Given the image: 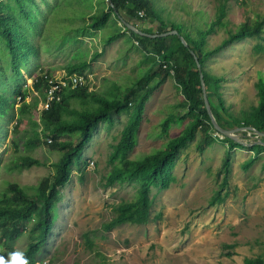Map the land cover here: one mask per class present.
I'll return each mask as SVG.
<instances>
[{
  "label": "rangeland",
  "instance_id": "obj_1",
  "mask_svg": "<svg viewBox=\"0 0 264 264\" xmlns=\"http://www.w3.org/2000/svg\"><path fill=\"white\" fill-rule=\"evenodd\" d=\"M0 1L5 10L23 24L29 40L38 47V53L29 61L27 72L33 76L45 71H68L69 64L87 60L90 66L85 73L94 75L96 82L93 89L104 95L110 93L114 84L128 87L153 75L152 86L162 79L163 83L158 84L146 104L145 121L138 145L129 154L131 159L143 160L165 148L172 137L181 134L195 119V116H190L182 124L176 121L169 135L161 134V125L167 118H179L183 113L182 90L174 75L165 77L158 69L153 73L150 68L152 62L136 44H132L135 47L130 48L133 56L129 58L126 38L120 45H117L118 41L107 44L108 34H113L115 28L117 31L114 20L108 23L105 31L87 33L90 16H84L95 12L100 5L106 6V1L100 4V0H18L23 4L22 10L35 13L34 24H29L24 13H20L16 0ZM188 1L177 0V3L180 2L178 11L170 12V4L164 5V0H149L160 15L183 27L193 19L192 33L196 38L199 25V32L203 31V27L205 31L214 29L213 23L220 17V0H208L211 7L199 6L198 2L196 14L190 9L192 4H185ZM227 1V17L222 24L217 23L214 34L209 37V51L223 46L230 35L238 32L243 25L249 23L253 26L264 18V0ZM183 10L184 15L181 13ZM114 16L118 24L122 23L117 14ZM80 25L86 29L77 31ZM1 44L0 41V51H3L0 53V72H4L6 77L0 82V87L12 88L14 72L9 65L10 56ZM97 52L100 53L96 55ZM206 70L223 80L222 92L230 113L242 118L244 113L251 112L259 105L257 84L264 79V31L261 36L225 47L209 60ZM24 73L26 77L28 74ZM28 82L31 84L30 80ZM33 95L36 94L33 92ZM39 103L32 117L39 124L36 129L41 138L50 143L51 137L46 133L52 125L49 120L43 119ZM129 118V113H122L112 127L101 122L93 140L85 146L81 161L73 167L71 181L61 190V200L54 211V231L38 256L39 262L246 264L248 259L264 260V153L256 156L251 147L230 150L224 138L221 139L215 132L212 134L219 140L200 150L199 144L205 140L200 131L197 139L180 154L170 187L166 190L153 188L150 196L153 207L148 224H126L110 232L104 231L103 226L116 217V207L134 199L139 189V184L129 182L107 186V177L114 168L109 165L108 159L119 143ZM17 121L0 131V193L6 191L9 183H16L34 193L32 188L53 174V165L61 157V153L46 142L32 151L26 149L25 144L33 134L32 125L23 119L14 130ZM244 135L242 132L237 134L244 143L256 140L251 132L246 133L248 140L243 138ZM60 140L62 145H72L78 140V134H66ZM25 156L37 158L44 165L11 170ZM227 157L230 161L228 174L221 169ZM252 159L253 163L245 168L244 164ZM226 176L228 182L225 185ZM89 232L96 244V252H91L85 245V234ZM29 244V235L24 230L23 237L14 243L13 249L24 252ZM10 245L12 243L5 242L2 248ZM228 245L234 247L232 257L226 254Z\"/></svg>",
  "mask_w": 264,
  "mask_h": 264
},
{
  "label": "trees",
  "instance_id": "obj_2",
  "mask_svg": "<svg viewBox=\"0 0 264 264\" xmlns=\"http://www.w3.org/2000/svg\"><path fill=\"white\" fill-rule=\"evenodd\" d=\"M103 1H106V6L100 5L97 8L98 11L96 9L95 12L84 16V18L90 16L87 29L89 35L93 31H105L104 28L108 23L114 20L117 31L115 28L113 34H108L107 44H111L118 38L126 37L127 40L136 44V47L152 62L150 68L153 73H155V69H158L157 71L164 73L165 77L171 76L172 73L169 69L164 70L159 60L174 66L175 75L173 77L184 95L182 104L184 109L179 118L170 117L162 123L161 134L169 135L176 121L182 124L190 116H195V119L188 123L181 134L172 137L165 148L155 151L143 160L131 159L129 154L138 145L139 133L145 121L146 104L158 84L163 83L161 79L157 81V84L151 86L150 81L154 79V76L151 75L128 87L114 84V91L112 89L108 95L100 94L95 90L91 91L88 87L66 90L61 101L54 103L49 110L42 111L43 119L49 120L52 125L46 133V136L51 137V142L44 141L36 129L39 124L32 117L33 110L38 108L39 100L45 98L43 77L38 76V81L33 85L34 90L27 86V80L36 76L27 72L29 61L38 53V47L29 40L23 30V24L12 17L0 1V41L8 51L9 65L14 72V87H0V131L7 129L10 124L18 119L14 128L16 130L21 124L20 122L27 119L28 123L32 125L33 134L26 142L25 148L32 151L46 142L53 150H58L61 153L59 161L53 165V174L46 176L36 187H33L34 193H29L16 183H9L6 191L0 193V256L8 258V254L15 251L13 249L14 243L23 237V232L26 230L30 244L23 253L29 264L39 263L38 256L53 234L56 222L54 211L61 200V190L71 181L73 167L81 161L84 148L93 140L94 132L99 124L104 122L112 127L122 113H129L130 118L121 132L119 143L114 147L108 159L109 165L114 168L107 177V186L113 187L129 182L139 184V189L134 199L125 201L116 207V217L105 224L103 229L105 232H110L126 224L145 225L150 222V212L153 207V199L150 197L152 190L153 188L166 190L170 187L174 180L173 170L182 151L197 139L200 131L205 139L203 143L199 144L200 150H204L212 142L219 140L212 134V132L217 133V131L212 125L206 107L201 72L196 57L201 62L209 99L220 126L227 130L253 127L264 133V79H261L257 84L259 105L251 112L244 113L242 118H237L230 113L227 107L221 87L223 80L211 75L206 70L209 60L228 45L263 35L264 18L262 21H256L253 26L249 23L243 25L238 32L230 35L223 46L214 51H209L207 50L209 37L214 34L217 25L222 24L227 17V0H220V17L218 21L213 23L214 29L205 31L206 29L203 27V31L199 32L201 29L199 25L197 38L192 33L193 24L187 28L168 20L165 21L158 15L149 0H100V4ZM16 3L17 7L20 8V13H24V18L28 20V23L34 24L35 13L22 10L23 4L18 0ZM141 10L145 12L143 16L139 14ZM123 12H126V17L122 16L126 20L148 22L153 27L156 25L155 30H153L152 25L151 28L146 29L148 34L178 31L189 43V46H184L177 35L168 37L141 35L124 24L119 25V21L114 15L117 14L119 17ZM82 29H86V27L80 25L76 30ZM99 53L97 52L96 55ZM89 66L90 61L86 60L69 64L67 69L68 73L83 74ZM157 71L156 73L159 74ZM24 72L28 74L26 77ZM5 77V73L0 72V82ZM34 91H37L38 94L31 96ZM138 93L141 94L137 97ZM20 97H22L21 101H18ZM11 98H13V102ZM70 133L78 134V140L72 145H62L61 137ZM242 133L245 134L243 138L248 140L247 132ZM224 141L228 143L230 150L245 148V146L229 138L225 137ZM254 143L250 148L251 151L256 156L264 153V138H261L260 143L256 141ZM1 149L2 147H0ZM253 161L254 159L244 164V167L248 168ZM41 165H44L41 160L32 156H25L20 159L19 163H15L11 170H25ZM229 165L230 161L227 157L221 168L226 174H228ZM227 182L228 177L226 176L224 184L226 185ZM85 240L87 249L96 252V244L91 232L85 234ZM5 242H10L12 245L2 248ZM233 248L231 245L227 246L226 254L230 257L235 253ZM246 264H264V260L248 259Z\"/></svg>",
  "mask_w": 264,
  "mask_h": 264
},
{
  "label": "built area",
  "instance_id": "obj_3",
  "mask_svg": "<svg viewBox=\"0 0 264 264\" xmlns=\"http://www.w3.org/2000/svg\"><path fill=\"white\" fill-rule=\"evenodd\" d=\"M141 16L145 14L143 10L139 12ZM159 63L162 65V68L165 70H170L172 75H175L174 66H171L167 63L162 62L159 60ZM38 76H42L45 88H44V94L45 98L41 99L39 102V109L41 111L43 110H49L52 105L56 102H59L63 98V94L68 89H75L78 87H88L89 90H94L93 85L95 84V77L92 73H68L66 69H60L56 72H45L42 75H36L30 79L27 80V86L31 87L33 90V85L35 82L38 81ZM30 80L31 84L28 82ZM35 94H38L37 91H34ZM21 98H18V101H21ZM218 133V132H217ZM254 134V133H253ZM218 136L223 139L224 136H221V134L218 133ZM255 141L260 139V136L254 134ZM6 258V257H5ZM45 261V260H44ZM44 261H40L37 264H44ZM47 264H51L49 260H46Z\"/></svg>",
  "mask_w": 264,
  "mask_h": 264
},
{
  "label": "water",
  "instance_id": "obj_4",
  "mask_svg": "<svg viewBox=\"0 0 264 264\" xmlns=\"http://www.w3.org/2000/svg\"><path fill=\"white\" fill-rule=\"evenodd\" d=\"M119 19L122 22V24H124L126 27H128L129 29H131V30H133L136 33H139L141 35H149V36H154V37H156V36H166V37H168V36H171V35H177L180 38V40L182 41L184 46H189V43H187V41L178 33V31H167V32H164V33H161V34H148V33L142 32L139 29H137L134 25H132L128 21H126L121 15H119ZM193 54H195V52H193ZM196 60L198 62V66H199V69H200V72H201V79H202V84H203V89H204V98H205L206 107H207V110H208L209 115L211 117L212 125H213L214 129L219 134H221L222 136H224L226 138H229V139H231V140H233V141H235V142H237L240 145L245 146V147H252L255 143L254 142L244 143L237 136V134L240 133V132H244V131L245 132H251V133H254V134L260 136V138H264V133L257 131L253 127L237 128V129H233V130H227V129H224V128H222L220 126L219 122L217 121V119H216V117L214 115V112H213V109H212V105H211V102H210V99H209L207 84H206V81H205V75H204V71H203L201 62H200L198 57H196ZM256 142L260 143L259 141H256Z\"/></svg>",
  "mask_w": 264,
  "mask_h": 264
},
{
  "label": "crops",
  "instance_id": "obj_5",
  "mask_svg": "<svg viewBox=\"0 0 264 264\" xmlns=\"http://www.w3.org/2000/svg\"><path fill=\"white\" fill-rule=\"evenodd\" d=\"M205 1V3H202V2H204ZM157 2H159V0H157ZM198 2H199V6L201 5V4H203L204 6H209V7H211L210 6V3H209V1L208 0H190V1H188V2H185V4H189L190 3V5L192 6V8H190V9H192L193 10V12H194V14H196L197 13V7L196 6H198ZM163 4L164 5H169L170 4V7H171V10H170V12H173V11H178V8L180 7L179 5H180V2L179 3H177V0H164V2H163ZM152 5L154 6V3H152ZM172 8H174V10H172ZM181 13H183V15H184V10L183 11H181ZM159 14V13H158ZM123 16H125L126 17V12H123ZM159 16L161 17V18H163L165 21L166 20H168V21H171V22H174L173 20H170V19H167V18H165L166 16H164V15H160L159 14ZM173 17V16H172ZM126 20V19H125ZM193 20V19H192ZM192 20H191V22L190 23H186L185 24V27H187L188 28V26H192V24H193V22H192ZM126 21H128L130 24H132V25H134L137 29H139L140 31H142V32H145V33H147L146 32V29H148V28H151V23H148V22H145V23H143V22H139V21H136V20H126ZM174 23H176V22H174ZM120 24H122V23H119V25ZM176 24H178V23H176ZM180 25V24H179ZM152 28H153V30H155L156 29V25H154V27H153V25H152ZM128 35H129V33H128ZM124 38H126V37H121V38H118L117 40H115V41H118V44L117 45H120L121 44V42H123V39ZM127 39V38H126ZM114 41V42H115ZM128 41V58L129 57H132L133 55H132V53L133 52H130L131 51V47H135V45H132L133 43L132 42H130L129 40H127ZM114 42H112V43H114ZM136 43V42H135ZM134 51V50H133ZM56 223V222H55ZM55 227V226H54ZM54 231V230H53Z\"/></svg>",
  "mask_w": 264,
  "mask_h": 264
},
{
  "label": "clouds",
  "instance_id": "obj_6",
  "mask_svg": "<svg viewBox=\"0 0 264 264\" xmlns=\"http://www.w3.org/2000/svg\"><path fill=\"white\" fill-rule=\"evenodd\" d=\"M0 264H29V261L21 250H15L8 254V258L0 256ZM44 264H47L46 260Z\"/></svg>",
  "mask_w": 264,
  "mask_h": 264
}]
</instances>
